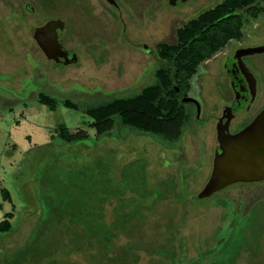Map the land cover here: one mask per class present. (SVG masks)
I'll use <instances>...</instances> for the list:
<instances>
[{
    "label": "rangeland",
    "instance_id": "obj_1",
    "mask_svg": "<svg viewBox=\"0 0 264 264\" xmlns=\"http://www.w3.org/2000/svg\"><path fill=\"white\" fill-rule=\"evenodd\" d=\"M115 1L118 7L107 0H0V223L9 213L12 226L11 233H0V261L6 264L29 241L37 221L47 214L51 199L58 195L62 201L70 186L74 197L75 188H86L89 167L112 177L113 159L116 176L121 167L124 176L111 178L110 183L121 187L123 193L151 177L174 180L172 172L182 170L183 165L193 167L196 174L203 165L190 187L197 190L196 195L188 198L182 193L181 198L189 202L172 204L165 199L138 232L121 234L118 247L130 239L140 246L137 264H159L154 251L161 246H177L180 240L184 242L180 251L184 257H193L201 246L213 244V236L227 220L230 210L222 200L228 199L234 201L230 222L245 226L244 241L264 258V181L227 186L204 198L197 194L212 172L222 102L232 97L226 75L221 71L215 75L218 62L236 47L264 42V0L257 17L244 14L243 39L232 41L202 63L191 79L188 97L197 100L201 110L198 115L197 105L182 98L187 118L181 125V144L175 149L172 147L177 142L164 143L117 124L111 128L112 135L97 138L86 110L116 97L133 96L155 83L154 72L160 64L156 47L176 43L179 27L223 0H179L176 4L170 0ZM56 19L66 24L62 41L78 56L75 63L49 59L34 38L36 27ZM245 62L258 81V97L245 114L243 126L264 109V53L247 55ZM39 93L69 99L78 108L61 105L50 110L38 101ZM183 112L171 130L182 122ZM62 124L72 132L85 129L89 137L64 142L55 132ZM183 172L175 179L179 192L186 189ZM2 192L10 199L4 201ZM131 201L135 199H128L127 204H134ZM112 207L105 206L109 221ZM171 216L173 222L169 224ZM61 226H47L35 249L36 260L41 258L42 264L71 260L87 264L86 253H74L68 236L60 233L65 230ZM172 235L175 238L169 242ZM111 257L113 252L105 261L109 263Z\"/></svg>",
    "mask_w": 264,
    "mask_h": 264
},
{
    "label": "trees",
    "instance_id": "obj_2",
    "mask_svg": "<svg viewBox=\"0 0 264 264\" xmlns=\"http://www.w3.org/2000/svg\"><path fill=\"white\" fill-rule=\"evenodd\" d=\"M260 5L261 0H223L179 27L176 30V43H160L156 47V56L160 64L154 72L155 83L143 87L133 96L116 97L106 103L87 108L86 113L93 120L90 126L97 130V138L112 135V130L117 124L119 128L127 127L136 133L160 138L164 143L177 142L172 148H178L184 132L181 125L187 118L186 112H183L186 102L182 98H188L191 79L202 63L211 60L228 48L232 41L243 39L244 14L257 17L262 8ZM37 98L50 110H56L61 105L78 108L69 99L60 100L44 93H39ZM182 112V122L171 130L169 127L174 128L172 125L177 123ZM55 132L62 141L67 143L82 141L89 137L85 129L72 132L64 124L59 125ZM112 161L114 162L112 177L104 170L101 173L100 169L93 170L89 167V178L85 182L86 185L84 184L86 188L83 189V186L75 188L74 197L72 186H70L62 201L58 200V195L51 199L47 214L39 218L29 241L17 249L11 260L5 263L42 264L41 258L38 260L35 258L36 246L46 235L47 226L50 223H57L65 229L60 233L68 236V244L73 247L74 253H86L87 264H137L139 260L137 250L140 246L130 239L126 245L118 247L117 241L121 234L130 236L138 232L137 229L147 222L157 204L165 199L173 201L172 204L189 202L181 198L182 193H185L188 198L196 195L197 190H191L190 187L203 165L197 169L196 174L193 167L182 164L185 168L172 172L174 180L167 177H157V179L151 177L149 182L143 184L139 181L135 188L125 190L123 193L121 187L117 185L114 187L110 183L111 178L118 180L119 176H124L120 171L122 167L117 173L118 177L116 176L117 165L114 159ZM182 171H184L185 192L178 191L179 182L175 180ZM246 183L253 182H240L230 186L246 185ZM169 192L174 194L170 195ZM2 198L4 201L10 199L8 194L3 192ZM131 198L135 199L131 201L134 204H127V200ZM222 201L230 211L227 220L213 236L214 243L206 248L201 246L193 257H184L180 254L184 248L183 240H180L177 246L173 244L161 246L154 251L158 256L159 264H185V262L187 264H242L244 259L247 264H264V258L244 241L245 226H239L240 223L237 225L235 221L230 222V207L234 201L230 199ZM245 202H243L244 205ZM107 204L113 206L111 221L105 213ZM10 218L11 214L6 213L5 219L0 223L2 235L12 231ZM168 222L169 224L173 222V216L169 217ZM174 238L175 235H172L169 242ZM112 252L113 257L108 263L105 259H108L107 256H110V253L112 255ZM29 257L35 261L29 260ZM0 264H3V260ZM60 264L82 263L71 260V263L65 261Z\"/></svg>",
    "mask_w": 264,
    "mask_h": 264
},
{
    "label": "water",
    "instance_id": "obj_3",
    "mask_svg": "<svg viewBox=\"0 0 264 264\" xmlns=\"http://www.w3.org/2000/svg\"><path fill=\"white\" fill-rule=\"evenodd\" d=\"M116 5L115 0H107ZM176 4L179 0H170ZM186 1V0H183ZM62 20H50L34 29L33 35L49 59L58 63H75L78 56L66 50L60 39L59 30H63ZM264 53V44L236 50L233 54L243 66V56ZM185 101L195 103L198 115L201 107L194 98ZM219 149L215 152L213 168L208 182L198 194L204 198L227 186L240 182H258L264 180V109L236 134H231L219 125L217 128Z\"/></svg>",
    "mask_w": 264,
    "mask_h": 264
},
{
    "label": "flooded vegetation",
    "instance_id": "obj_4",
    "mask_svg": "<svg viewBox=\"0 0 264 264\" xmlns=\"http://www.w3.org/2000/svg\"><path fill=\"white\" fill-rule=\"evenodd\" d=\"M115 7H118L117 2ZM65 28L66 24L63 30H59L61 41ZM62 44L66 50L74 52L73 49L65 46L63 41ZM263 44L264 42L259 45ZM145 47L147 46L145 45ZM246 47L250 46H239L234 48L230 53L225 54L218 62V70H216L215 72V75L219 71L223 72L226 75L230 88L229 90L230 93H232V97L229 101L222 102L221 112L218 116L217 121V128L219 125H222L224 126V129H226V131L231 134H236L241 131L244 127L250 124L252 120L261 112L260 111L251 121H249L250 123L248 122L243 126L245 114L250 110L258 97V81L254 74L251 72L250 67L247 66L245 62V56H243L242 58V61L245 64V66H243L242 63H240V60H238L236 56H234L235 54H233L236 50ZM147 50L152 51L151 48H147ZM218 149L219 143L218 148L214 151V154Z\"/></svg>",
    "mask_w": 264,
    "mask_h": 264
}]
</instances>
